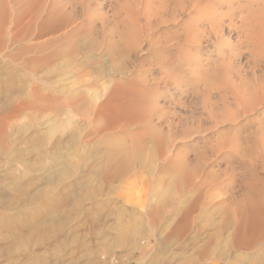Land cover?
I'll return each mask as SVG.
<instances>
[{"label": "rangeland", "instance_id": "1", "mask_svg": "<svg viewBox=\"0 0 264 264\" xmlns=\"http://www.w3.org/2000/svg\"><path fill=\"white\" fill-rule=\"evenodd\" d=\"M67 1H71V3L79 9L81 8L79 0H58L57 7L62 9ZM89 1L91 2V13L94 12L92 16L95 18H102L101 16H103L102 19H105L107 23L104 22L105 25H101V23L98 22L96 25L98 30L100 29L99 31H103L106 34V41L103 40V36L100 37L96 34L95 37L93 35V40L101 44L97 45L96 41L95 43L93 41L91 44L92 39H87V36L91 33L87 31L81 32V35H79L73 43L77 42L76 44H78V46L85 48H80L83 50V53L80 54L82 52L80 50L78 54L80 55L79 57L78 55L76 58L71 57L72 59L69 57V62L65 59L68 57L64 56L53 64L54 66L43 68L36 65L35 62H31L30 59L36 60L40 56L41 52L37 49L39 44L42 45L43 42L48 43L58 38L67 39L76 31L75 29H80L82 24L80 20H76L69 25L66 24L54 33H47L45 34L46 36L41 38H37L36 36L30 38L26 36L20 37L16 40H12L8 45L4 44V46H2V43L8 40V35L6 32L2 36L0 34V73H5L6 76H8V81L0 85V207H4L5 205L9 207V202L12 198H20L24 191L33 187L31 186L32 184H29L28 180L24 182L25 185L22 188L9 186L14 177L19 175L23 176L33 164L29 179H36V181L40 179L38 182L40 183L43 180L41 177L45 178L48 172L42 168V164L39 166L38 163L40 161L43 163L47 157H53V155L57 153V145L60 144V142L64 141L65 143L70 140H75L80 146L76 161L78 165L81 166H79V172L77 171L78 174H76H84L83 176H85L84 178L86 180L91 182L95 181V185H103V194L96 200L85 201L80 206H74L72 204L62 205L60 207L61 213L58 214L59 217L57 216L54 227L50 228V236L44 242H38L36 240L37 234H34L28 244L13 243L12 245L10 242L11 239L7 241L5 237V229H0V264H187L185 261L188 260L190 255H198L196 249L199 244H197L196 247H194L195 245H188V254L182 253L177 245H172L170 243L168 246H165L164 241L168 237L170 231L153 230L147 220L144 219L145 221L143 220V222L138 218H140V214L146 213L147 206L152 197L156 199L157 196L154 195L156 186L161 184L162 187L165 188L168 184L170 185L171 179H169L170 177L167 171L171 170L175 160L183 157V160H187L192 168L198 169V177L203 179L206 174V171L202 169L203 166L209 165L217 159L214 158L210 152L202 153L209 145L211 146L216 141L215 131H206L202 134H190L187 137L180 133L177 137H171L168 134L170 138L167 137V125H169V122L175 123L174 127L176 126V128H179L181 124L188 123L190 125L197 117L199 119L204 118L206 121L207 114L205 107L208 106L207 109H210L214 104H212V102H215L213 98L211 101L210 98L207 97L210 102H208L206 98V100L203 101L204 104H202L203 102L197 100L199 98L190 88L183 90L186 92L178 90V88L173 85V77L168 74L169 67L171 66L169 63L171 58L179 56L177 48L181 46L182 43L178 42V38L182 35L183 23L189 18L190 14L182 13L181 19L177 22H168L157 27L155 31L151 33L142 34V37L145 36V38H142L144 40L139 39V43L137 44L138 48L135 50L124 44L126 50L122 56H120L117 53L112 54L107 51V45L109 41H112V36L115 37L114 39L116 42L119 41L117 33L121 29H119V27L117 29L115 22L124 18L123 16H125V18H136L138 13L144 10L146 6H149V4L146 0H139L141 3L137 0H127L130 3L126 0ZM147 1L149 3L152 1L150 4H154L156 7L158 5L156 1L155 3L153 0ZM231 1L235 0H229L228 2ZM154 5H150L152 9L156 8ZM169 5L170 4L165 8L167 12L164 10L165 17H169L172 12V9H169L171 5L170 7ZM237 5L238 4H234L232 6L227 3L222 8L227 11L231 10V7H237L238 14L247 11H249V13L251 12V14L253 13L252 16L249 14L251 25L256 27V31L258 27L259 32L256 33H260L264 36V0H241L240 5ZM138 6L141 7L139 8ZM134 7L135 9H133ZM67 8L70 10L69 5H67ZM128 8H130V11L127 10ZM254 10L256 12H254ZM11 11L13 10L11 9ZM126 14L129 16H126ZM96 15H98V17ZM255 15L258 18H256ZM258 22H260L261 25H259ZM24 31L26 34V30ZM24 31H21V33L23 34ZM242 35H244V33H242L241 30L225 29L224 36L230 39L232 48H222V46H219L217 40L213 39L212 41L203 42L200 45L186 46L188 50H192L191 54L185 58L190 59L192 57L190 59L191 63H203L201 65H205L209 70L216 69L222 63H229L231 66L228 68V74L231 76L232 80L236 82H238L239 78L237 77H239V74L240 76L242 74L244 77L261 74L264 71V59L262 57V60H260L261 56L258 57V53L256 52L264 56V53H261L263 52L261 49H264V42H262L264 38L257 34L261 39L259 37L258 40L255 39L257 43L250 42L254 45L251 47L252 45L247 44L249 43L247 40V43H245V37ZM241 41L243 43H241ZM68 43L63 41L59 43V45H61L59 47L64 45L69 46L70 43ZM36 44L38 45L36 46ZM95 44L97 46H94ZM104 45L106 47H104ZM32 46L33 49H31ZM260 46L263 47L261 48ZM34 48L37 51L34 50ZM129 48L133 51H130ZM193 56L196 57L193 58ZM122 57L124 59H122ZM15 59L17 60L15 61ZM75 59H77V62H75ZM256 59L260 61L258 64H256ZM193 64L190 65L191 68ZM196 64L193 66L195 67ZM190 67L189 69H191ZM53 70H57V72L51 73ZM70 70L72 71L71 76H62ZM136 78L145 81L147 88L155 89L156 92H151L150 96L153 101L158 103L162 109V115L163 113L164 115L161 119L154 118L153 123H150L151 125L136 123L132 128L122 127L116 130L117 137L110 139H115L114 141L120 142L119 144L122 143V145L127 143L125 146L129 149L135 148L139 151L138 149L141 148V152L139 153L141 154V164L138 162L137 164H139V166L136 165L132 173L124 178H117L111 185H109V183L102 184L103 181L101 179L95 178L97 171L100 170L94 162L95 156L98 155L101 157L109 148L110 139L109 137L107 138V136H109L108 132L110 131L108 127L115 124L117 125L126 120V115H128L123 105L120 104L122 103V97L120 95H117L112 103L108 101L116 82L127 83ZM54 87L58 90V93L55 91ZM216 93L217 91L215 90L214 97L217 95ZM43 94L52 97L56 96L58 100H54L53 102L46 101L43 99ZM67 96L71 97L68 98ZM205 101L206 104L210 103V106L208 104L206 105ZM256 116L255 114H250L247 120L248 122L241 119L247 126L245 130L248 129L247 131L252 133L257 132L260 124L259 121L256 120ZM205 121L203 122L205 123ZM143 125L147 127L142 129ZM231 125L226 124L224 126H219L218 130L225 131L228 130L227 128L235 125V127L240 128L236 123ZM160 126L164 128V136L170 140L166 141L162 146H160L158 140L154 139L150 142L148 140H145L146 143L143 142L139 136L140 131L153 130L155 127ZM53 128H56V131L60 129V131H53ZM50 131H53V134ZM240 138L241 137H239V139ZM105 139H108V141ZM37 146L42 148L41 152L35 149ZM55 147H57V149H55ZM6 150L9 151L10 157L7 153H4ZM142 150L145 153H142ZM227 151L228 149L223 150V154L219 153V158L221 159L222 155H228L229 153ZM98 152L100 154H98ZM163 153L165 154L163 155ZM20 154H22L23 157L21 160L16 161ZM232 159L230 162H234L235 164L236 161ZM239 159L240 158H236L237 161H239ZM257 161L259 163V160ZM213 165H215L217 169L216 164ZM218 165L223 169L226 167V162L220 160ZM260 170L261 167L258 166V174L264 177V169ZM163 176L166 177L164 178ZM69 181L72 182L71 179ZM69 181L66 183H70ZM226 183H228V177H224L221 181L216 183L215 187L219 189L217 192L220 195L214 199L212 203H221L222 207L229 209V204L231 203L229 196L231 187ZM234 186L238 194H240L239 190H241V188L239 187V179ZM63 187L64 186H58L56 191H61ZM193 195L194 192L192 194L189 193L184 199L187 198V196ZM46 200L47 198L42 199V201ZM97 200L103 203L107 210L103 219L99 221L100 223L93 221V216L87 213L88 210L96 209L94 203ZM25 205L27 206V204ZM206 209L207 212L212 211L211 207ZM169 216L173 218L174 215L170 213L168 217ZM215 217L219 219L222 216L217 214ZM134 218H137V223L144 224L146 228L141 234H137L134 237L136 240L138 239L137 241L140 243L139 246L141 247L134 250L132 249L133 245L128 241L127 243H122L124 247L121 244H114L113 241L117 236L115 235V229L123 225V223L132 224L133 220L135 221ZM102 225L105 226L101 228L102 230L98 231ZM59 228L62 229V232L57 236L55 232ZM197 229L198 226L195 227L194 232H197ZM53 231L55 232L53 233ZM27 232L28 231H25L26 234ZM193 236L194 234L187 237L186 242H189ZM205 236L206 234L199 233L200 238L204 239ZM262 250H264V245H261L260 248L251 247L248 251L243 252V254L258 257ZM234 253L239 255L240 252L235 251ZM239 262H241V260ZM194 264H224V262H204L199 260ZM262 264L264 263L262 262Z\"/></svg>", "mask_w": 264, "mask_h": 264}, {"label": "bare ground", "instance_id": "2", "mask_svg": "<svg viewBox=\"0 0 264 264\" xmlns=\"http://www.w3.org/2000/svg\"><path fill=\"white\" fill-rule=\"evenodd\" d=\"M57 1L58 0H0V34L2 36L6 32L8 35V40L3 41L2 46H4V44L8 45V43L12 40H16L20 37L26 36L30 38L36 36L37 38H41L46 36L45 34L47 33H54L66 24L69 25L76 20H80L82 23L80 29H75L76 31H74L67 39L58 38L53 39L48 43L43 42L42 45L36 44V46L38 45L37 49L40 50L41 54L36 60L30 59V61L35 62L36 65L43 68H49L64 56H67L68 58L77 57L80 53V48H85L78 46V44H76L77 42L73 43V41L75 42L77 37L81 35V32L87 31L92 34L87 36V39H92L91 44L94 41L93 39L96 34L100 37L103 36V40L106 41V34L103 31H99L100 29L98 30V27L96 26L98 22L101 23V25H105V19H102L103 16L101 15L100 16L102 18L98 17V15H96L98 18L92 16L94 12L91 13V2L89 0H79L81 3L80 9L75 7L71 1H67L61 9L60 7H57ZM153 1L154 3L155 1L158 2L157 7L154 4H150L152 1L149 3L146 0L149 6H146L142 11L139 10V13L137 11L138 16L136 18H125V16H123L124 18L115 22L117 29L118 27L121 29L117 33L119 41L116 42L114 39L115 37L112 36V41H109L107 45V51L112 54L117 53L122 56L126 50L125 45L135 50L138 48L137 44L139 43V39L141 40L143 37L145 38V36L142 37V34L151 33L155 31L157 27L168 22H177L181 19L180 17L182 13H189V18L184 21L182 26L183 33L178 38V42L182 43L181 46L177 48L179 56L171 58L169 63L171 66L173 64V66H170L171 68L169 67L168 74L173 77H171L174 79L173 85H175L178 90L183 91L190 88L199 98L197 100L203 102L208 97L210 100L213 98L215 102H212V104H214L211 108L209 107L210 109H207L208 106L205 107L207 114L206 121L204 118L199 119L197 117L193 122L190 121V125L188 123L181 124L179 128H176V126L174 127L175 123L173 124L172 122H169V125H167V137H169L168 134L171 137H177L180 133L183 136L186 135L185 137H187L190 134H202L206 131H215L216 141L211 146L209 145V147L202 153L204 154L210 152L213 157L217 159L213 163L203 166L202 169L206 171L203 179L198 177V169L192 168L187 160H183V157L175 160L174 165H172V167L170 166L171 170L167 171L170 177L169 179H171L170 185L168 184L165 188L162 187L161 184L156 186L154 194L157 196L156 199H154V197H152V199L150 198L151 200L147 206L146 213L140 214V218L138 219L142 221L144 219L147 220L153 230H169L170 233L165 239L164 245L168 246L170 243L172 245H177L180 251L184 254H188V245L191 244L196 247L197 244H199L196 249L198 255H190L188 260L185 261L187 264H194L199 260L204 262L222 261L224 264H262V262L264 263V250L260 251L261 254L258 257L243 254V252L248 251L251 247L260 248L261 245H264V177H261L262 175H259L257 172L258 166L261 167V170L264 169V71L261 74H254L251 77H244L242 74L240 76L238 72L239 77L237 78L239 79L238 82H236L233 81L231 76L228 74V68L231 66L229 63H222L216 69L209 70L205 67V65H201L203 63H195L196 66L194 67L193 65L195 64L190 62L192 57L190 59L185 58L191 54L192 49L188 50V46L200 45L203 42L212 41L213 39L217 40L219 46H222V48H232L230 39L224 36L225 29L241 30L242 33H244L242 36L245 37V43L249 42L247 44L252 45L251 47L254 46L252 43L256 42L255 39L258 40V37L260 38L257 34L261 36L262 34L256 33L259 32L258 27L256 31V27L251 25L252 23L250 22L251 19H249V16H252L253 13L251 14V12L249 13V11H247L245 13L240 12V14H238L237 7H231L232 9L227 11L222 8L227 3L232 6L234 4H238L237 6H239L241 0L231 2H228L229 0ZM168 4L171 5V8L169 9H172V12L169 17H165L164 10H166L165 8L168 7ZM67 5H69L70 10L67 8ZM150 5H154L156 8L152 9ZM11 9L13 11H11ZM129 9L130 8L127 10L130 11ZM133 9H135V7ZM254 12L256 11L254 10ZM127 15L128 14H126V16ZM253 24L255 23L253 22ZM258 24L261 25L260 22H258ZM24 30H26V34ZM21 31H24V35ZM262 38H264V36H262ZM63 41H66V43L69 42L70 45L59 47L61 46L59 43ZM96 42L98 45V41ZM243 42L241 41V43ZM97 45L95 44L94 46ZM104 47L106 46L104 45ZM31 49H33V46ZM34 50L36 49L34 48ZM81 51L82 52L80 54L83 53V50ZM261 51L260 52L263 54L264 49H261ZM256 53H258V57L261 56L260 60H262V57L264 59V56L259 55V52ZM79 56L80 55H78V57ZM195 57L196 56H193V58ZM68 58H65L67 62L70 60V58ZM17 59H15V61ZM122 59L124 58L122 57ZM76 60L77 59H75V62H77ZM259 62V59H256V64ZM191 64H193L192 68L190 67ZM189 67L191 69H189ZM54 72H57V70L51 71V73ZM71 73L72 71L70 70L62 76H71ZM5 81H8V76H6L5 73H0V85ZM145 83V81H141L137 78L132 79L127 83L116 82L108 102L112 103L113 99L117 95H120L122 97V103L120 104L123 105L128 115H126V120L117 125L115 124L108 127L110 132H108L109 136H107V138L109 137L110 139L117 137L116 130L119 128H132L136 123L150 124L153 123L154 118H163L162 116L164 113L162 115V109L158 103L152 100V97L150 96L151 92H156L155 89L147 88ZM215 90L217 91V95L214 97ZM55 91L58 93V90L55 89ZM208 98L207 101L210 102ZM43 99L51 102L58 100L56 96L52 97L50 95H44ZM202 104H204V102ZM208 105L210 106V103ZM250 114L257 115L255 118L260 124L257 132L255 133L247 131L248 129L245 130L247 126L242 121H247ZM203 121H205V123ZM234 123L239 125L240 128L235 127V125L227 128L228 130L225 131L218 130L219 126H224L226 124L234 125ZM145 127L147 126L143 125L142 129ZM163 129L164 128H161L160 126L155 127L153 130L140 131L139 136L143 142H145V140L150 142L154 139L158 140L160 146H162L166 141L170 140V137L167 139L164 136L165 134L163 133ZM58 130L60 131V129ZM58 130L56 131L55 128L53 131L58 132ZM238 136L241 138L239 139ZM105 140L108 141V139ZM114 140H109V148L106 150V153L103 152L104 154L101 157L98 155L95 156L94 162L97 164V167L100 168V170L97 171L95 178L101 179L103 181L102 184L109 183V185H111L117 178H124L132 173L134 168H136V165L139 166V164H141V154H139L141 152V148L137 147L139 148V151L135 148L129 149L125 146L127 144L126 142L125 145H122V143L119 144L120 142L118 143ZM57 146V153L54 154L53 157H47L43 163L41 161L38 163L39 166L42 164V168L48 172V175L45 178L41 177L43 180L40 183H38L40 179L37 181L36 179H29L33 164L32 167H28V171L23 176L19 175L14 177L12 181L10 180L11 182L9 186L11 187L22 188L25 185L24 182L26 180H28L29 184H32L31 186H33L32 188H29V190L27 189L24 191L20 198H12L9 202V207L8 205L0 207V229H5V237L7 241L11 239L10 242L12 245L13 243L23 245L28 244L34 234H37L36 240L38 242L46 241V239L50 236V228L54 227L57 216L61 213L60 207L62 205L72 204L74 206H80L85 201L96 200L103 194V185H95V181L91 182L86 180L84 178L85 176H83L84 174L77 175L79 172V166H81L78 165L76 161L80 150L78 142L70 140L64 143L63 141ZM35 149H38L40 152L42 151L40 146H37ZM55 149H57V147H55ZM226 149H228L227 152L229 154L225 156L222 155L220 159L218 154L222 153V151ZM4 153H7L10 157L8 150ZM142 153L145 152L142 150ZM98 154L100 153L98 152ZM164 154L165 153H163V155ZM206 156L208 157L207 154ZM22 157V154H20L16 161L21 160ZM232 158L236 161V165L234 162H230ZM236 158H240L239 161H237ZM220 160L226 162V167L223 169L220 165H218ZM257 160H259V163ZM138 162L140 163L137 164ZM213 164H216L217 169ZM163 177L165 178L166 176ZM163 177L162 179L164 180ZM224 177H228V183L226 184L231 187V191L229 193L231 200L229 209L222 207L221 203H212L213 200L220 195L217 192L219 189L215 187V185ZM70 179L72 182L69 181ZM238 179L240 180V194H238L234 186ZM67 181L70 183H66ZM58 186L64 187L58 192L56 191ZM193 192V196H187V198L184 199L187 194H192ZM46 198V201H42V199ZM25 204H27V206ZM94 204L96 205V209L88 210L87 213L88 215L93 216V221L100 223L99 221L103 219L107 210L105 205L100 203L99 200H97ZM208 207H211L212 211L207 212L206 208ZM170 213H172L175 217H168ZM217 214L222 217L216 219L215 216H217ZM136 219L135 221L133 220V223L130 219L132 224L123 223V225L120 224L121 226L119 225L120 227L115 229V235L117 236L113 241L114 244L122 245L123 242L127 243L128 241L133 245L132 249L134 250L141 247L139 246L140 243L137 241L138 239L136 240L134 237L137 234H141L146 228L144 224L137 223ZM104 226L105 225H102L101 227L99 226L100 228L98 231L102 230L101 228ZM196 226H198V229L197 232H194ZM61 230L62 229L59 228L56 232L53 231V233L55 232L58 236L60 232H62ZM25 231H28L27 234ZM199 233L206 234L204 239L199 237ZM193 234L194 236L190 239V241L186 242V238L192 236ZM235 251H239V255H236L237 253H234ZM240 260L241 262H239Z\"/></svg>", "mask_w": 264, "mask_h": 264}]
</instances>
